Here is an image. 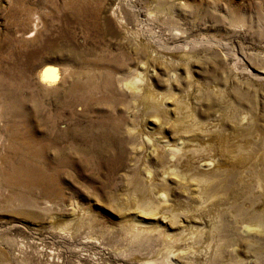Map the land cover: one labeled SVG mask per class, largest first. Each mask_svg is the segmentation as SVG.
<instances>
[{"label": "rangeland", "instance_id": "374dc122", "mask_svg": "<svg viewBox=\"0 0 264 264\" xmlns=\"http://www.w3.org/2000/svg\"><path fill=\"white\" fill-rule=\"evenodd\" d=\"M234 129L263 160L264 0H0V264H264V182L196 180Z\"/></svg>", "mask_w": 264, "mask_h": 264}, {"label": "bare ground", "instance_id": "6f19581e", "mask_svg": "<svg viewBox=\"0 0 264 264\" xmlns=\"http://www.w3.org/2000/svg\"><path fill=\"white\" fill-rule=\"evenodd\" d=\"M95 11V10H94ZM33 19V18H32ZM32 22V21H31ZM35 28V27H34ZM36 29V28H35ZM37 32V31H36ZM28 34V32H27ZM26 37H29V36H26ZM28 39V38H27ZM65 65V64H64ZM174 65V64H173ZM75 74V73H74ZM107 74V73H106ZM129 76V75H128ZM135 76V75H134ZM63 77V76H62ZM143 80V79H142ZM107 82V81H106ZM122 85V84H121ZM135 86V85H134ZM125 90L130 92V94H136L138 92L139 89H136L135 87L130 86V85H127V86H124ZM148 95L151 96V93L148 92ZM140 96V95H139ZM151 102V105L156 108L157 110L160 109V106L157 101L154 100V98L150 101ZM131 109V108H130ZM140 109V108H139ZM135 112V111H134ZM163 112V111H162ZM183 125V124H182ZM184 131V130H183ZM233 140L230 138H228L227 136L223 135V134H220L217 136V141L219 139V148H220V151L222 152L223 156L226 158V160L228 162H226L225 166L223 167L224 170H220L219 172H217V170L215 171H211L212 173H204L201 169V172L199 170H197L198 172V175L196 177V180L201 183L203 185V189H202V192L204 194H206V196L208 197V195H213L218 189V184L215 183L216 181L217 182H220L222 179V177L225 179V178H228L230 177V175L228 174V172H231L233 174L235 173H238V172H253L254 175L256 176V178L259 180V181H262L264 182V173L262 171V169L264 168V159L263 160H260V157L259 155L256 153L254 156H250L248 155V153L246 154L244 151H246L245 149L249 150L253 148V145L255 146L254 144V141H253V138H246V139H242L241 137L238 136V132L237 130L234 129L233 131ZM230 134V133H229ZM232 135V134H231ZM248 137H251V136H248ZM256 140V139H255ZM258 142V141H256ZM246 143H249V145L247 146L246 148ZM261 145V144H260ZM264 146V145H263ZM249 147V148H248ZM257 147V145H256ZM192 149V148H190ZM173 152V156H174V159H177V157L179 159H182L183 157H186V150L184 149H180V148H174L172 149ZM181 150H183L182 152H180ZM250 151V150H249ZM261 151V149H260ZM170 153V151L168 152ZM251 153V152H250ZM253 153V151H252ZM264 153V152H263ZM261 155V154H260ZM262 156H264L262 154ZM186 159V158H185ZM185 163V166L186 167H190V168H194V165L191 163L190 160H183ZM184 165V164H183ZM202 166H206V164H202ZM204 170V168H203ZM195 171V170H194ZM203 172V173H202ZM253 176V175H252ZM226 181H224L225 183ZM256 183V182H255ZM220 186V185H219ZM146 188V186H145ZM145 188H140L142 190H144ZM153 188V187H152ZM151 188V189H152ZM201 188V187H200ZM147 189V188H146ZM154 189V188H153ZM141 190V191H142ZM149 190V188H148ZM140 191V192H141ZM153 191V190H152ZM144 192V191H143ZM148 192V191H147ZM150 193V191H149ZM142 194V197L144 196L143 193ZM145 194V193H144ZM201 194V193H200ZM145 195H148V194H145ZM209 196V197H210ZM146 197V196H145ZM145 197L143 199H145ZM160 198H162L163 196L160 194L159 195ZM153 198V197H152ZM141 200L139 201V205L144 209V210H149L148 212H150L151 208L153 207V202H151L149 199H145V200ZM154 200V199H153ZM159 201V200H158ZM209 201V200H208ZM138 203V202H137ZM139 206V207H140ZM141 210V209H140ZM178 211V210H177ZM244 212V211H243ZM184 213V212H183ZM255 220L257 222V226L260 227V228H264V217H261L258 216V217H255ZM120 222V221H119ZM123 223V222H122ZM218 227V226H217ZM218 230V229H217ZM264 230V229H263ZM262 230V231H263Z\"/></svg>", "mask_w": 264, "mask_h": 264}]
</instances>
